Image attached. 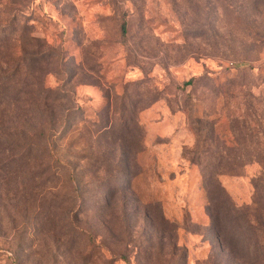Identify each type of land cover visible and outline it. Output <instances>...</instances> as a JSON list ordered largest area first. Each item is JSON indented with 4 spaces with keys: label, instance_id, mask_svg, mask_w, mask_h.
<instances>
[{
    "label": "rangeland",
    "instance_id": "374dc122",
    "mask_svg": "<svg viewBox=\"0 0 264 264\" xmlns=\"http://www.w3.org/2000/svg\"><path fill=\"white\" fill-rule=\"evenodd\" d=\"M0 115V264H264V0H0Z\"/></svg>",
    "mask_w": 264,
    "mask_h": 264
},
{
    "label": "trees",
    "instance_id": "16d2710c",
    "mask_svg": "<svg viewBox=\"0 0 264 264\" xmlns=\"http://www.w3.org/2000/svg\"><path fill=\"white\" fill-rule=\"evenodd\" d=\"M124 30H125V27H124ZM38 100V99H37ZM33 102L34 101H30L29 103H30V105H32L33 104ZM1 120H2V117H1V115H0V124H1ZM2 127H0V144H2L3 145V143L1 142V139H2V137H3V134H2ZM1 156H2V151L0 152V158H1Z\"/></svg>",
    "mask_w": 264,
    "mask_h": 264
}]
</instances>
